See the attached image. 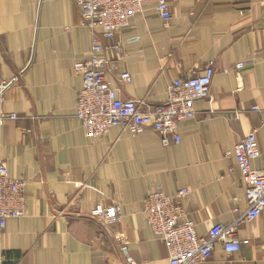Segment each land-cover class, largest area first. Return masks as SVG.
<instances>
[{"label":"crops","instance_id":"obj_1","mask_svg":"<svg viewBox=\"0 0 264 264\" xmlns=\"http://www.w3.org/2000/svg\"><path fill=\"white\" fill-rule=\"evenodd\" d=\"M165 22L152 0L105 51L108 81L123 101L158 105L175 79L214 76L195 117L178 125L180 142L164 146L151 129L128 136L116 126L88 139L76 119L91 34L76 0H0V78L15 81L0 99V161L25 181L26 211L0 228V264H168V251L143 216L146 195L190 190L187 220L197 235L234 225L241 249L218 244L200 264H264V210L252 222L246 186L233 155L257 135L264 167V0H166ZM242 64V68H238ZM129 73L132 81L120 76ZM15 115L16 119H10ZM238 115V120H235ZM120 206L106 224L89 214ZM126 249V254L121 249Z\"/></svg>","mask_w":264,"mask_h":264},{"label":"built area","instance_id":"obj_2","mask_svg":"<svg viewBox=\"0 0 264 264\" xmlns=\"http://www.w3.org/2000/svg\"><path fill=\"white\" fill-rule=\"evenodd\" d=\"M152 0H76L81 13V25L90 31L91 49L88 58L76 65L75 71L82 78V87L76 100V119L81 124L88 139L97 140L106 136L113 127L119 126L128 136H137L151 128L161 138L164 146L180 142L178 125L195 117L194 103L209 97L210 84L214 76L209 64L202 74L188 79H175L166 87V99L158 105L147 100L123 101L119 91L105 76L104 67L108 60L105 51L121 52L119 44L110 43L114 36L126 28L129 21L144 14L145 7ZM155 11L161 19H171L166 0H153ZM238 64V68H242ZM123 83L132 81L129 73L120 76ZM15 81L0 78V99ZM238 120V115H235ZM15 120V115H10ZM236 165L242 182L246 186L245 199L248 209L244 220H256L264 210V167L256 166L261 157L257 135L252 132L233 148ZM25 181L8 174L5 162L0 161V228L7 219H19L25 215ZM190 190L179 189L168 195L156 187L146 195L143 216L154 238L161 241L168 251V264H200L208 261L220 244L225 254L238 253L241 249L234 225L212 226L206 236H198L195 224L187 220L184 199ZM106 224H116L121 220L120 206L104 208L96 206L89 214ZM126 254V249L121 248ZM126 264H134L126 257Z\"/></svg>","mask_w":264,"mask_h":264}]
</instances>
